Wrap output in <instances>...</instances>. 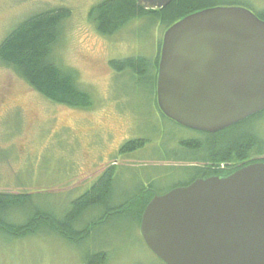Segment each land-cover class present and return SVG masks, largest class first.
Masks as SVG:
<instances>
[{
  "label": "rangeland",
  "instance_id": "1",
  "mask_svg": "<svg viewBox=\"0 0 264 264\" xmlns=\"http://www.w3.org/2000/svg\"><path fill=\"white\" fill-rule=\"evenodd\" d=\"M102 1L0 0V43L35 13L57 8L70 12L61 25L53 57L88 94L89 108L54 104L0 65V193L32 194V207L59 217L113 164L118 165L116 201L148 187V181L158 193L169 190L187 173L159 167L190 163L158 160L164 155L181 156L176 143L202 137L159 115L150 76L116 71L109 65L138 57L154 62L162 25L151 18H136L112 36L100 35L88 14ZM215 7L258 14L264 10V0H218ZM253 122L264 141V112ZM127 138L145 139V147L131 155H116L114 149ZM254 157L264 159V153ZM12 215L18 218L19 213ZM99 215L98 211L86 217L83 224ZM94 250L107 253V264H162L145 247L137 221L127 216L100 224L88 240L75 246L44 231L24 239L0 235V264H82Z\"/></svg>",
  "mask_w": 264,
  "mask_h": 264
},
{
  "label": "water",
  "instance_id": "2",
  "mask_svg": "<svg viewBox=\"0 0 264 264\" xmlns=\"http://www.w3.org/2000/svg\"><path fill=\"white\" fill-rule=\"evenodd\" d=\"M155 94L165 118L208 134L264 112V22L238 7L177 21L162 36ZM139 235L163 264H264V163L154 195Z\"/></svg>",
  "mask_w": 264,
  "mask_h": 264
},
{
  "label": "trees",
  "instance_id": "3",
  "mask_svg": "<svg viewBox=\"0 0 264 264\" xmlns=\"http://www.w3.org/2000/svg\"><path fill=\"white\" fill-rule=\"evenodd\" d=\"M217 1L173 0L163 9L146 11L137 5L136 0H104L90 9L88 18L103 36L114 35L136 18L157 20L163 27V35L177 21L198 11L213 8ZM69 14V10L65 8H57L35 13L21 21L0 43V65L12 69L31 89L54 104L89 108L91 103L88 94L79 89L71 72L57 66L53 57L61 25L69 18ZM255 15L264 22V10ZM159 49L160 44L154 62L138 57L109 63L116 71L128 69L138 76H150L151 83L150 79L148 83L153 87L155 108ZM260 115L261 113L219 132L217 137L201 134L199 141H181L182 144L177 145L176 149L182 154L175 156L173 162L198 165L194 170L188 169V175L203 172L205 163L209 160L247 163L254 156L264 153V141L255 130L253 122ZM163 118L166 119L164 116ZM145 144V139L131 142L125 146V153L143 149ZM116 168L118 167L110 166L103 171L88 190L69 203L60 217L53 212L32 207V194L0 193V235L10 239H24L44 231L75 246L88 240L100 224L123 216L134 218L139 228L141 214L153 197L151 182L148 181V187H142L132 196H124L116 201ZM169 190L154 194L162 195ZM14 211L19 213L18 218L12 215ZM98 211L100 215L97 218H91L83 224L86 217L93 216ZM93 252L84 256L82 264H107L108 255L105 251Z\"/></svg>",
  "mask_w": 264,
  "mask_h": 264
},
{
  "label": "flooded vegetation",
  "instance_id": "4",
  "mask_svg": "<svg viewBox=\"0 0 264 264\" xmlns=\"http://www.w3.org/2000/svg\"><path fill=\"white\" fill-rule=\"evenodd\" d=\"M145 2H148L150 0H144ZM156 111L159 113V115L161 117H163V115L160 113V111L158 110V108L156 107L155 108ZM169 121V120H168ZM171 122V121H170ZM173 123V122H172ZM174 124V123H173ZM176 125V124H175ZM178 126V125H177ZM191 131V130H189ZM195 136H200L201 134L203 135H211V136H216V134L218 133H215V134H208V133H202V132H195V131H192ZM217 137V136H216ZM142 139V138H141ZM199 138H196V137H189L188 139L184 140L183 142L186 143V142H195V141H199L198 140ZM137 140H140L139 139H125L123 140L121 143H119L117 145V147L114 149V152L116 153V155H122V156H127V155H131V154H134V153H138L141 149H135L132 153H125V146L126 145H129L131 142H135ZM177 145H181L182 142L179 141L178 143H176ZM258 161V160H264V159H257L255 157H253L252 159L248 160V162H243V163H237V162H230V163H223L221 161H219L218 159H214V160H209L208 162L205 163V167L203 168V172H200V173H195L194 175H188L186 174V177L184 178V181L180 182L181 184L180 185H174L172 189H175V188H179V187H186L188 185H190L191 183H193L194 181L196 180H199V179H205V178H209V177H225L229 174H232L234 173L235 171L241 169L242 167L246 166V165H250L252 163H254L255 161ZM158 161H165V162H169V163H173L174 161V157L173 156H166L164 155L163 159H160ZM174 163H183V162H177L175 161ZM242 165V166H241ZM112 166H118L116 164H113ZM198 165H195V163H190V165H187L185 167H178V166H160L159 168H162L163 170H167V169H179V170H183L185 169L183 172H186L188 169H193L194 168H197ZM241 167V168H240ZM153 192V196L155 195L154 193H156L155 190H151ZM170 191V190H169ZM158 195V194H157Z\"/></svg>",
  "mask_w": 264,
  "mask_h": 264
}]
</instances>
